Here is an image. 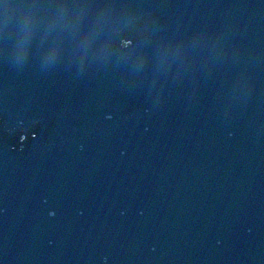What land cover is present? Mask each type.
<instances>
[{"label": "water", "instance_id": "1", "mask_svg": "<svg viewBox=\"0 0 264 264\" xmlns=\"http://www.w3.org/2000/svg\"><path fill=\"white\" fill-rule=\"evenodd\" d=\"M0 264H264V0H0Z\"/></svg>", "mask_w": 264, "mask_h": 264}]
</instances>
